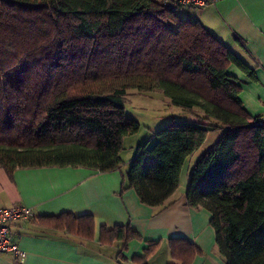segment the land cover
Here are the masks:
<instances>
[{
    "label": "trees",
    "instance_id": "1",
    "mask_svg": "<svg viewBox=\"0 0 264 264\" xmlns=\"http://www.w3.org/2000/svg\"><path fill=\"white\" fill-rule=\"evenodd\" d=\"M179 7L169 0H0V166L8 173L119 169L122 138L139 129L124 113L126 91L159 89L187 115L157 129L151 146L137 147L126 186L141 202L163 205L184 162L208 131L222 128L189 170L186 201L210 211L225 264H264V125L243 108L228 70L251 69L198 21L179 17ZM67 218L79 234L92 233L90 215L53 219ZM131 233L101 229L111 240ZM169 242L173 257L181 253L188 264L196 247L183 237Z\"/></svg>",
    "mask_w": 264,
    "mask_h": 264
},
{
    "label": "crops",
    "instance_id": "2",
    "mask_svg": "<svg viewBox=\"0 0 264 264\" xmlns=\"http://www.w3.org/2000/svg\"><path fill=\"white\" fill-rule=\"evenodd\" d=\"M177 13L198 21L250 67L249 74L236 66L228 70L240 83L238 97L248 115L263 114L264 0H216L199 8L179 7ZM204 143L188 158L184 183ZM124 162L110 171L48 165L16 167L8 173L0 166V208L23 205L34 212L32 219L9 224L11 239L25 252L21 264H182L180 252L177 258L172 255V237H183L196 247L188 264H225L210 211L187 204L180 177L163 205L152 207L126 186L130 162ZM62 213L90 215L92 233L79 234L70 218L53 219ZM116 226L132 231L128 239L101 237L102 227ZM0 264H12L11 255L0 252Z\"/></svg>",
    "mask_w": 264,
    "mask_h": 264
},
{
    "label": "rangeland",
    "instance_id": "3",
    "mask_svg": "<svg viewBox=\"0 0 264 264\" xmlns=\"http://www.w3.org/2000/svg\"><path fill=\"white\" fill-rule=\"evenodd\" d=\"M124 113L139 123V129L136 132L127 134L122 138L120 156L125 162H130L129 160L139 145L145 144L149 147L154 143V133L157 129L169 124L172 120H185L187 115L185 110L172 104L159 89L150 91L127 90L124 97ZM222 130V128H216L208 131L203 148L214 142L222 134ZM187 161L188 159L181 171V186L186 185L188 179L187 175L184 183V169L187 167Z\"/></svg>",
    "mask_w": 264,
    "mask_h": 264
},
{
    "label": "built area",
    "instance_id": "4",
    "mask_svg": "<svg viewBox=\"0 0 264 264\" xmlns=\"http://www.w3.org/2000/svg\"><path fill=\"white\" fill-rule=\"evenodd\" d=\"M216 0H169L177 6L203 7L214 3ZM256 124L264 125V113L252 120ZM34 217L30 207L15 205L0 208V252L11 255L12 264H21L25 259V252L11 239L9 224L18 219H29Z\"/></svg>",
    "mask_w": 264,
    "mask_h": 264
}]
</instances>
